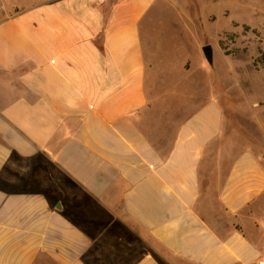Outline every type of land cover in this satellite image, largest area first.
<instances>
[{"label": "crops", "instance_id": "1", "mask_svg": "<svg viewBox=\"0 0 264 264\" xmlns=\"http://www.w3.org/2000/svg\"><path fill=\"white\" fill-rule=\"evenodd\" d=\"M153 1L0 0V264L264 257V154L153 101Z\"/></svg>", "mask_w": 264, "mask_h": 264}, {"label": "rangeland", "instance_id": "2", "mask_svg": "<svg viewBox=\"0 0 264 264\" xmlns=\"http://www.w3.org/2000/svg\"><path fill=\"white\" fill-rule=\"evenodd\" d=\"M139 39L152 62L153 101L167 117L179 120L215 99L224 114L225 148L264 154V0H154Z\"/></svg>", "mask_w": 264, "mask_h": 264}, {"label": "water", "instance_id": "3", "mask_svg": "<svg viewBox=\"0 0 264 264\" xmlns=\"http://www.w3.org/2000/svg\"><path fill=\"white\" fill-rule=\"evenodd\" d=\"M202 53L204 55L205 60L209 63L212 64L213 62V50L210 45H205L202 47Z\"/></svg>", "mask_w": 264, "mask_h": 264}, {"label": "built area", "instance_id": "4", "mask_svg": "<svg viewBox=\"0 0 264 264\" xmlns=\"http://www.w3.org/2000/svg\"><path fill=\"white\" fill-rule=\"evenodd\" d=\"M256 264H264V257L259 258Z\"/></svg>", "mask_w": 264, "mask_h": 264}, {"label": "trees", "instance_id": "5", "mask_svg": "<svg viewBox=\"0 0 264 264\" xmlns=\"http://www.w3.org/2000/svg\"><path fill=\"white\" fill-rule=\"evenodd\" d=\"M264 58V57H263ZM264 64V63H263Z\"/></svg>", "mask_w": 264, "mask_h": 264}]
</instances>
